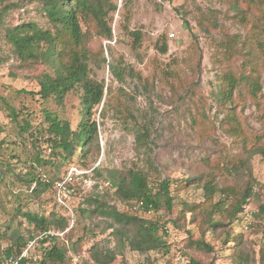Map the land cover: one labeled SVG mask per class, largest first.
I'll list each match as a JSON object with an SVG mask.
<instances>
[{
  "label": "rangeland",
  "instance_id": "obj_1",
  "mask_svg": "<svg viewBox=\"0 0 264 264\" xmlns=\"http://www.w3.org/2000/svg\"><path fill=\"white\" fill-rule=\"evenodd\" d=\"M112 1L117 3V9L107 18L113 38L102 43L106 61L102 62L94 53L100 49L101 38L92 34L88 45L93 50L90 75L105 84L103 103L91 117L97 122L99 149L94 146L85 161L86 167H76V159L69 164L77 168L71 182L80 191L70 189L56 196L59 204L73 211L71 240L82 238L76 251L68 254L71 264H86L93 245L115 254L110 264H190L192 259L201 264H264V222L256 215L258 206L264 202V156L244 151L228 132L225 122H221L224 112L217 100L216 80L220 66L214 62L216 42L235 33L244 38L248 27L235 19L231 0ZM5 3L10 6L7 10L3 9ZM201 14L206 17L203 24L198 21ZM30 20L45 24L36 0H0V96L17 114V121H13L0 99V169L10 162L14 171L21 173L26 171L24 160L33 156L37 148L43 157L49 154L41 139L39 147L34 146L30 136L39 124L47 126L43 108L56 112L73 129L81 120L79 87L67 93L62 103L53 99L42 103L38 96L27 93L38 89L34 76L40 69H24L19 64L4 39V29ZM134 32L140 35L139 43L133 42ZM163 41L167 51L160 53L156 46ZM239 62L236 60L235 64ZM111 66L116 74L111 72ZM260 82L264 93V69L260 70ZM237 112L248 135L261 132L264 98L259 105L246 99ZM24 118L30 120L32 130H19L18 123L22 124ZM143 123L149 124L151 133L147 145H138L136 134ZM150 163L157 171L149 167ZM65 169H61L60 175ZM128 169L143 170L149 186L154 188L159 179L199 178L198 184L184 182L181 188L170 186L174 197L171 209L163 205L158 211L137 213L159 222L166 248L143 253L132 250L114 233L119 225L113 219L100 214L82 215L79 211L93 208V204L84 202L85 196H101L113 175ZM40 170L51 175L47 166ZM5 180V186L0 184L5 210L0 209L2 226L9 224L15 206L14 193H20L21 198L29 194L13 177L6 175ZM207 180L214 187L212 195L205 193L201 185ZM246 185L252 186L253 195L243 211L233 221L225 217V225L213 231L205 223L206 212L221 200L225 208L235 200L233 195L224 196L222 189L232 186L237 194H242ZM54 198L50 190L46 191L29 202L30 207L59 209ZM111 198L108 196L105 201L131 212L123 202ZM184 203L194 210L185 209ZM165 230L167 234L163 233ZM237 236L241 242L233 245L230 239ZM196 240L207 242L213 250L197 249L192 243Z\"/></svg>",
  "mask_w": 264,
  "mask_h": 264
},
{
  "label": "trees",
  "instance_id": "obj_2",
  "mask_svg": "<svg viewBox=\"0 0 264 264\" xmlns=\"http://www.w3.org/2000/svg\"><path fill=\"white\" fill-rule=\"evenodd\" d=\"M36 1L39 11L45 18V24L41 25L37 21L30 20L5 27L4 39L24 69L32 70L39 67L40 71L34 76L38 89L27 93L33 97L38 96L42 103L49 99L62 103L67 93L77 87L82 90L81 120L73 129L66 119L59 117L56 112L43 108L47 126L39 124L38 127H34L30 136L34 146L39 147V139H41L45 144L44 149L47 148L49 154L43 157L40 148H37L38 151L33 156L24 160L26 171L23 173L15 172L14 165L10 162H5L1 167L0 184L5 186L6 175L11 176L21 182L29 194L27 198H21L20 193H14L15 206L9 216V224L0 225V251L5 254L18 253L28 240L39 234L47 231L59 232L62 234L48 235L39 239L31 252L32 258L23 259L21 264H71V255L68 254L76 251V246L82 238L71 240L74 229L71 221L74 214H72L73 211L69 212L58 203L56 196L61 193V190L57 183L64 180L68 169L75 168L69 166L75 159L76 167H86L85 161L95 149L94 146L96 145V149H99L97 122L91 117L103 103L105 84L103 80H97L90 75L89 60L93 50L91 51L88 45L92 42V34L101 38L100 49L94 53L101 57L102 62L106 61L102 43L104 40L109 43L113 38L107 18L111 12L116 11L117 3L112 0ZM240 3H244L245 6L241 7ZM230 5L235 11V19L244 27H248V34H245L244 38L237 33L226 35L225 38L216 42L214 62L220 66L216 73L217 100L224 112L221 122H225L228 132L234 136L244 151L264 156V118L261 132L248 135L237 112V108L240 104H244L246 99L259 105L260 99L264 98L260 82V70L264 69V0H243V2L231 0ZM9 7V4L5 3L3 9L7 10ZM202 15L198 16L200 24H203V17H205ZM207 20L209 21V17ZM211 26L214 25L211 24ZM132 34L133 42L139 43V33ZM156 48L160 53H165L167 44L163 41L157 44ZM236 60H240L239 64H235ZM111 69V72L116 74L112 66ZM0 99H2L1 96ZM2 100L9 109L13 121H17L14 108L4 99ZM103 109L104 105L101 110ZM206 120L204 117L203 121ZM18 126L19 130L33 129L30 120L25 118L22 119V124L18 123ZM209 126L212 127L213 122ZM150 133L149 124L143 123L136 134L138 145H147ZM46 166L49 167L50 176L46 175V171L40 170L41 167ZM64 167L65 173L60 175ZM149 167L157 171L153 163H150ZM93 170L98 174L97 168ZM75 177L73 174L72 180ZM198 180V177L185 181L159 179L154 188L149 186L147 174L143 170L128 169L123 174L113 175V178L109 180L110 186L101 196L91 194L85 196L84 202L93 204V208L90 210L80 208L79 211L82 215L100 214L113 219L119 225L114 233L121 243H127L132 250L143 253L166 248L165 240L160 233L159 222L146 219L137 213L158 211L163 205L171 209L174 197L170 186L181 188L184 182L198 184ZM71 181L64 183L62 192L70 189L72 192L80 191ZM201 185L205 193L213 194L214 187L209 180ZM111 189L113 191H110ZM252 189L251 185H246L244 192L237 194L232 186H225L222 189L224 196L233 195L235 200L228 208L223 206V200L213 205L205 214L206 225L215 231L216 228L225 225L223 222L225 217L231 221L237 219L243 211V206L252 197ZM49 190L54 194V204H58L59 209L55 206L50 210L41 206L34 209L30 207L29 202L39 199ZM108 196L123 202L131 212L119 210L115 203H107L105 199ZM183 205L189 211L194 210V207L187 206L185 203ZM0 209L5 211L1 196ZM256 215L264 222V202L258 206ZM163 233L167 234L166 230ZM230 240H233V245H239L241 242L238 236ZM4 242L6 243L3 244ZM192 243L197 249L206 252L213 250V247L203 240ZM89 252L90 262L86 261V264H110L115 259L112 251L103 250L97 245L91 246ZM244 258L246 260V257ZM190 264L201 263L192 259Z\"/></svg>",
  "mask_w": 264,
  "mask_h": 264
},
{
  "label": "built area",
  "instance_id": "obj_3",
  "mask_svg": "<svg viewBox=\"0 0 264 264\" xmlns=\"http://www.w3.org/2000/svg\"><path fill=\"white\" fill-rule=\"evenodd\" d=\"M73 170L76 171V169L72 167L71 170L66 174L64 180L57 183L59 189L61 190L60 192L64 190V183L72 180ZM57 234L61 235L62 233L47 231L43 234H39L33 239L28 240L25 246H23L21 251H19L18 253L5 254L4 252L0 251V264H21L23 259L32 258L31 252L35 248L39 239H42L48 235L52 236Z\"/></svg>",
  "mask_w": 264,
  "mask_h": 264
}]
</instances>
